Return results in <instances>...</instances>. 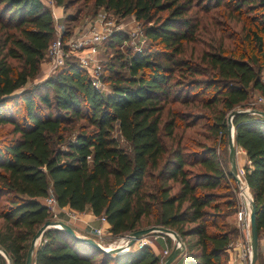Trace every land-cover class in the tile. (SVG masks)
<instances>
[{"label": "trees", "instance_id": "trees-1", "mask_svg": "<svg viewBox=\"0 0 264 264\" xmlns=\"http://www.w3.org/2000/svg\"><path fill=\"white\" fill-rule=\"evenodd\" d=\"M53 1L69 7V1ZM92 4L93 14L102 8L133 15L150 41L107 57L100 74L106 91L95 88L75 58L27 87L55 37L53 16L41 0H0V249L9 264H24L32 237L51 217L40 200L51 189L60 207L104 215L113 235L141 229L143 222L173 229L184 246L180 264H228V244L238 230L227 219L238 189L220 152L228 149V112L247 109L254 92L264 97V0ZM216 9L223 22L216 19V28L204 32L209 49L194 55L191 47L187 57L198 12ZM126 39L114 31L107 45ZM171 103L210 109L204 124L214 142L188 148L176 140L167 147L164 139L173 140L178 121L186 127L201 119L166 108ZM232 124L234 143L249 162L243 180L255 204V264H262L264 117L238 113ZM219 187L226 194L216 192ZM160 263L148 245L108 255L57 228L44 231L33 254V264ZM0 264H6L1 254Z\"/></svg>", "mask_w": 264, "mask_h": 264}, {"label": "rangeland", "instance_id": "rangeland-1", "mask_svg": "<svg viewBox=\"0 0 264 264\" xmlns=\"http://www.w3.org/2000/svg\"><path fill=\"white\" fill-rule=\"evenodd\" d=\"M41 1L51 10L54 27L56 28L54 39L57 38L59 35L64 41H70L71 39H82V37L90 38L89 31L92 28L93 22L97 18H100L101 15L103 14H105V20H115L117 27L119 28L118 31L124 32L127 36L126 40H124L122 43H116L114 47H108L107 45L109 36L106 37L101 43L96 45L86 42L87 44L81 52L70 51L67 59L75 58L78 61L76 55H80V56L90 55L93 57V59L99 61L100 65H102V63L107 59V57L115 55L117 50L125 54L128 51L133 52L147 48L150 43V41L144 35L142 22H138L133 15L120 17L119 15L113 13L111 10L104 11V9L102 8L98 9L97 12L93 14V4H92L93 0H64L65 2L69 1L68 4L69 7L56 5L54 1L51 0H41ZM219 12H221L220 9L212 10L211 12H207V13L201 11L198 12L197 14V16L199 17V26L197 28L198 34L196 35L195 41L189 43L186 46L185 55L187 57L190 55L191 47H193L194 49L195 52L194 55H198L202 51L209 49L208 48V45L210 43L209 35L205 34L204 32L210 33L209 32L210 30L215 29L216 26L214 25V23L217 20L223 22V20H220L221 17L218 16ZM212 19L215 20L212 21ZM88 72L89 75L91 76V72L90 71ZM47 73H48V63L47 60L44 58L41 60L39 64L38 74L33 79L28 81L27 87L31 85V83H35L43 80L45 78V75H47ZM102 84H103V88H101V91L109 90L108 87L103 82ZM167 107H170L171 109H178L186 113H190L193 116H197L201 118L200 120L197 121L196 124L186 127L182 126L180 124V121H178V125L174 130L175 137H173V140L170 141L167 138L164 139L167 147L173 146L176 140L180 141V143L183 144V146L188 148H193L195 143L212 144L214 142L213 137L210 136V133L206 128V125L204 124L205 122L208 121V117L211 112L210 109L200 108L196 106V104L185 106L179 103H171L168 104L166 108ZM254 108L264 110V97L261 96L258 92H254L248 101L247 109H254ZM165 110L163 113V118H165ZM191 119H188V121ZM114 136L122 145H125V141L123 137L120 135V132L118 131L117 127H115L114 129ZM220 157L223 160L224 166L226 167L227 166L226 162L228 160V149L220 152ZM245 160L246 157L244 152L239 147H237V162L241 172L242 179L244 172L243 167L244 165L247 164ZM224 187H227V185ZM228 188L230 190L231 188L230 185ZM215 191L226 194L225 188L219 187ZM232 194L234 195V198L237 202V208L235 210V213L233 214H236V212L239 210H243L244 213L248 212V204H247L248 202L239 194L238 190L236 191L234 190V192L232 191ZM50 214L51 217L49 218V220H55L54 219L55 215L51 212V210H50ZM228 222L230 225H232L230 223V220H228ZM243 222L246 223V218L243 219ZM0 225H1V220H0ZM149 226L151 225L148 224L145 225L143 222L141 228H145ZM86 234L87 236H91L95 240L100 241V244L101 243L107 244L108 249L120 247L118 239L120 237H123L124 235V234L113 235L112 233H110L102 237V239H98V237L92 235L91 232H87ZM167 237L170 239V242H167L166 239ZM139 239L146 240V245H148L153 250V252L156 255H158L160 262L170 253L171 249L174 247V240H175L173 236H166L159 232H153L150 233L149 235H146L145 237L136 239L128 251H136L139 249L137 246ZM259 246L262 253V257H261L263 259L262 264H264V234L262 235V237L259 238ZM120 252H123V250L118 251V253ZM5 260H6V264H8L6 258ZM173 263L174 264L177 263V258L174 260ZM179 263L181 262L179 261Z\"/></svg>", "mask_w": 264, "mask_h": 264}, {"label": "water", "instance_id": "water-1", "mask_svg": "<svg viewBox=\"0 0 264 264\" xmlns=\"http://www.w3.org/2000/svg\"><path fill=\"white\" fill-rule=\"evenodd\" d=\"M238 113H251V114H257L262 117H264V110L260 109H234L228 112L226 116V124H227V130H228V160H229V173L234 179L238 192L239 194L249 203V228H250V251H251V260L249 264H255L256 257H257V248H258V232H257V226H256V221H255V204L253 202V198L251 194L248 192L247 186L244 182V180L240 177V169L237 165V149L236 145L234 143V126L232 124V118L234 115ZM49 228H57L60 230H63L64 232L72 235L73 237L79 239L80 241L86 242L93 247L101 250L102 252L108 254V255H113V254H122L125 253L126 251L118 252L117 248L113 249H105L102 247L98 242H96L93 238L91 237H84L78 235L73 228L67 224L66 222L60 221V220H46L36 231L34 236L32 237L30 241L29 248L26 253L25 261L24 264H33V254L34 251L41 240V237L46 229ZM153 232H159L161 234H164L166 236H173L176 241L180 242V238L178 234L171 228L161 226V225H152L149 227L141 228L134 230L127 235V246H131L133 242L141 237H145L146 235H149L150 233ZM184 251V246L181 244L180 247L174 246L170 253L164 258V260L160 264H172L174 260L183 253ZM0 254L7 259V262L9 264L10 259L6 252L3 249H0Z\"/></svg>", "mask_w": 264, "mask_h": 264}, {"label": "built area", "instance_id": "built-area-1", "mask_svg": "<svg viewBox=\"0 0 264 264\" xmlns=\"http://www.w3.org/2000/svg\"><path fill=\"white\" fill-rule=\"evenodd\" d=\"M53 1V0H51ZM55 28V27H54ZM56 30V28H55ZM115 20H105V14L101 15L100 18H97L92 25L90 33V38L82 37V39H71L70 41H64L59 35L57 38L53 39V41L48 45L47 50L43 59L45 58L48 63V73L45 75V78L53 74L58 67H60L64 61L67 59L70 51L81 52L83 48L86 46V42L92 43L93 45L101 43L106 37L110 36L114 31H118ZM78 58V65L91 72V77L93 80V84L95 88L101 91L103 88L102 81L100 79L101 74V65L99 61L93 59L90 55H76ZM89 73V72H88ZM261 81L264 83V73L262 74ZM241 175V172H240ZM248 202V201H247ZM43 203L48 207V210L53 213L55 209L59 206L56 202L54 194L51 189L48 190L47 196L43 197ZM248 204V203H247ZM249 206V205H248ZM236 218L240 225H243L246 230L247 240L246 245L242 252V259L244 260V264H249L251 260V251H250V228H249V207L248 212L244 213L243 210H239L236 212ZM246 218V223L243 222V219ZM100 225L92 229L91 234L98 237V239H102V237L110 234L107 226V220L104 215L97 217ZM245 223V224H244ZM127 234H124L122 238L125 239L126 252L131 248V246H127ZM84 237H89L84 235ZM100 244V241L95 240ZM102 244V243H101ZM100 244V245H101ZM181 241L178 242L174 240V246L180 247ZM146 245L145 239H139L137 246L138 248H142ZM137 248V247H136ZM164 259H162L163 261ZM161 261V262H162Z\"/></svg>", "mask_w": 264, "mask_h": 264}, {"label": "crops", "instance_id": "crops-1", "mask_svg": "<svg viewBox=\"0 0 264 264\" xmlns=\"http://www.w3.org/2000/svg\"><path fill=\"white\" fill-rule=\"evenodd\" d=\"M237 147H236V149H237ZM244 154H245V152H244ZM245 157H246V155H245ZM245 161H246V163H249L247 160V157H246ZM237 165H238V162H237ZM40 200L43 202V198H41ZM53 214L55 215V218H54L55 220H60V221L66 222L67 224H69L73 228V230L78 235H83V236L87 235L86 234L87 232H91L93 228L98 227L100 225V222L98 221L97 216H95L89 209H86L83 212H78V211L70 209L69 207L58 206L57 209L54 210ZM228 220H230V223L234 227H236L238 230V234L236 235V237H233L232 240L230 241V243L228 244V248H227L228 264H244V260L242 259L241 255H242L243 249L246 245V240L248 239L247 234H246V230L243 227V225H240L235 214L229 216ZM108 226L109 225L107 223L106 227H108ZM89 237H91V236H89ZM39 243H40V241H39ZM103 247L107 248V244H103ZM181 260H182V258L179 255L177 257V263H175V264H178L179 261L181 262Z\"/></svg>", "mask_w": 264, "mask_h": 264}, {"label": "bare ground", "instance_id": "bare-ground-1", "mask_svg": "<svg viewBox=\"0 0 264 264\" xmlns=\"http://www.w3.org/2000/svg\"><path fill=\"white\" fill-rule=\"evenodd\" d=\"M241 177V176H240ZM248 205H249V203H248ZM249 207V206H248ZM80 236H83V235H80ZM172 236V235H171ZM118 242H119V246L120 247H117V249H118V251L119 250H123V251H126V245H125V239L124 238H122V237H120L119 239H118ZM101 246L103 247V244H101ZM105 249H107V248H105ZM118 253V252H117ZM115 255V254H114Z\"/></svg>", "mask_w": 264, "mask_h": 264}]
</instances>
